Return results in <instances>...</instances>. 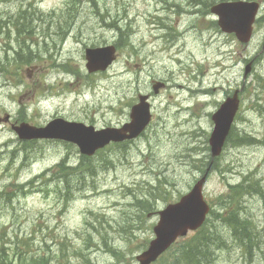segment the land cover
<instances>
[{"label": "rangeland", "instance_id": "1", "mask_svg": "<svg viewBox=\"0 0 264 264\" xmlns=\"http://www.w3.org/2000/svg\"><path fill=\"white\" fill-rule=\"evenodd\" d=\"M219 1L0 0V117L118 127L145 94L151 114L137 138L88 161L72 143L23 142L0 123V264H135L157 210L204 173L208 224L218 236L209 264H264V0H255L247 44L219 30L209 10ZM106 45L116 48L114 62L87 72L84 49ZM27 52V61L16 59ZM157 82L164 86L154 94ZM242 84L229 140L211 159V114ZM236 135L259 143H236ZM231 185L235 197L241 192L231 212L249 242L217 218ZM192 234L153 264H187L180 249Z\"/></svg>", "mask_w": 264, "mask_h": 264}, {"label": "water", "instance_id": "2", "mask_svg": "<svg viewBox=\"0 0 264 264\" xmlns=\"http://www.w3.org/2000/svg\"><path fill=\"white\" fill-rule=\"evenodd\" d=\"M258 4L243 1L221 2L211 7V12L217 15V25L226 33H234L241 42H247L251 35L252 23ZM114 47L105 46L85 49V67L88 72L106 69L114 60ZM250 69V63L245 66V73ZM158 85L154 86L156 91ZM146 95L138 96V103L131 107L130 121L119 128L107 127L95 130L80 122H70L55 118L44 126L36 127L27 123L12 125V130L20 139H50L56 138L77 145L79 153L90 156L97 149L109 142H121L136 137L146 126L150 115ZM237 108L236 92L227 98L217 111L212 114L214 124L208 143L211 156H217L224 144L230 125ZM5 120L7 117L4 118ZM203 175L197 180L178 202L167 205L158 212L159 218L153 226L155 237L149 242L137 259L140 264H149L162 253L178 237L189 230L198 228L205 220L208 205L202 197Z\"/></svg>", "mask_w": 264, "mask_h": 264}, {"label": "trees", "instance_id": "3", "mask_svg": "<svg viewBox=\"0 0 264 264\" xmlns=\"http://www.w3.org/2000/svg\"><path fill=\"white\" fill-rule=\"evenodd\" d=\"M191 1L196 2L198 0H191ZM17 27L21 30L24 29V28H21L20 26H17ZM20 47L24 48V46H22V45ZM29 55H31V53L27 52L24 55H20L18 53V55H17L18 57H16V59L17 60L23 59L24 61H27V58ZM20 119H23V117L21 116ZM228 140H229V137H228ZM81 160L88 161L90 159H89V157L82 156ZM59 166H63V161L61 164H59ZM82 167H85V165H82ZM92 168L93 167H91V169ZM236 188L237 187H233V185L230 186V189L228 188V192L223 196V201L228 203V205L225 206V209H224V211H226V213L225 212L221 213V215H219L217 218H219L220 222L225 223L229 227L232 236H234V234L236 235V233L238 232L237 235H238V238L240 241H243L246 239H248V241H250L249 234H247V232L244 230L242 224H240L238 221H236L237 218L235 216H233V213L231 212V209L233 206V201H234L233 196L235 197L234 192H235ZM218 213L219 212L214 213V209H213V217L215 218V222H218V220L216 218ZM208 223H209V221H208V219H206V221L203 223V225L190 236V238H189L190 242L188 244L184 245L180 249V255H181V257H183L182 260L184 262H186L187 264H198V262H199V264H201L203 261L202 260L203 258H201L202 256H204L206 259H207V257H209V256H207V254H208L207 248L210 246L211 242L214 243L212 238H218V236L215 235V229L213 230L214 226L212 224L209 225ZM242 229L244 231H242ZM210 255H212V252L210 253ZM199 258H201V259H199Z\"/></svg>", "mask_w": 264, "mask_h": 264}, {"label": "bare ground", "instance_id": "4", "mask_svg": "<svg viewBox=\"0 0 264 264\" xmlns=\"http://www.w3.org/2000/svg\"><path fill=\"white\" fill-rule=\"evenodd\" d=\"M138 2H140V1H138ZM198 1H196V4H198L197 3ZM160 12H162L161 10H159ZM176 47H178V46H176ZM180 88H184V86H182V85H180L179 86ZM252 141H251V140ZM259 142H257L255 139H253V138H250V137H244L243 139H242V141H241V143L240 144H245V145H247V144H251V143H253V147H255V144L256 143H259V144H264V140H261V139H259L258 140ZM91 167H92V165H90V164H85V167H84V169L85 170H87L88 172H89V175H93V170L91 169ZM70 175H73V174H71V173H68V175H67V178L70 176ZM82 179V178H81ZM236 221H238L240 224H242L243 222L242 221H240V220H236ZM243 226V228H244V230L247 232V234H249V232L247 231V227H246V225L244 226V225H242ZM243 229H242V231H244ZM236 231V230H235ZM238 233V232H237ZM237 233H236V235L234 234V238L236 239V240H239V238H238V235H237ZM247 236V235H246ZM253 238V237H252ZM246 241L247 242H249L248 241V239H246ZM213 244L214 243H210V246L207 248V251H211V249H212V246H213ZM225 244V241L224 240H220V241H218L217 243H215V245H214V249L215 248H218L219 246H222V245H224ZM207 256H209V257H207ZM207 259L204 257V256H202L201 258H203L202 260V263L201 264H209L211 261H212V259H211V257H212V255H210V253H209V255L207 254ZM201 258H199V259H201ZM133 264V263H132ZM198 264H199V262H198Z\"/></svg>", "mask_w": 264, "mask_h": 264}, {"label": "flooded vegetation", "instance_id": "5", "mask_svg": "<svg viewBox=\"0 0 264 264\" xmlns=\"http://www.w3.org/2000/svg\"><path fill=\"white\" fill-rule=\"evenodd\" d=\"M241 141H242V140H240L239 137L236 135L235 142H236V143H241ZM239 194H241L240 190H238V192H237V196H236V198H235V206H236V199L241 197ZM250 195H251V194H250Z\"/></svg>", "mask_w": 264, "mask_h": 264}]
</instances>
